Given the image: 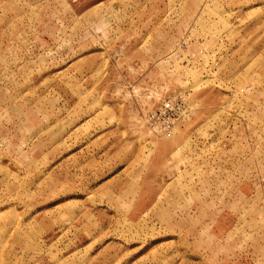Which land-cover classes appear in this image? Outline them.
I'll return each mask as SVG.
<instances>
[{"label":"rangeland","instance_id":"374dc122","mask_svg":"<svg viewBox=\"0 0 264 264\" xmlns=\"http://www.w3.org/2000/svg\"><path fill=\"white\" fill-rule=\"evenodd\" d=\"M0 264H264V0H0Z\"/></svg>","mask_w":264,"mask_h":264}]
</instances>
